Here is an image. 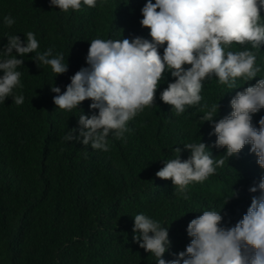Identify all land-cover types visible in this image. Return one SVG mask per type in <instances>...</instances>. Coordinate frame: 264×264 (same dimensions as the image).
<instances>
[{
  "label": "trees",
  "instance_id": "1",
  "mask_svg": "<svg viewBox=\"0 0 264 264\" xmlns=\"http://www.w3.org/2000/svg\"><path fill=\"white\" fill-rule=\"evenodd\" d=\"M146 2L96 0L94 8L63 12L51 7L49 0H0V62L5 59L7 36L17 35L25 42L31 31L39 42L37 52L51 48L53 56L63 55L67 65L66 73L56 76L50 66L34 59L36 52L21 58L13 50L12 55L24 59L17 69L23 88H14L0 102V264H156L151 253L133 242L134 216L140 213L168 227L170 248L162 258L169 261L190 243L186 229L192 219L216 210L223 217L221 226L233 227L246 214L252 197L259 195L249 188L259 184L264 169L250 145L203 183L190 184L187 200L170 180L156 178L164 160L176 157L174 148H181V160L189 157L186 143H204L213 158L226 152L212 147L216 137L210 135L212 126L202 119L199 106L186 107L177 116L160 101V92L174 82L170 73L159 85L154 106L128 122L130 131L123 138L110 132L107 152L84 146L79 137L80 113L96 114L89 109L90 100L71 111L54 105L56 94L50 87H59L63 94L70 78L87 67L93 39L151 41L150 30L140 25ZM260 15L264 23V10ZM5 16L15 22L7 26ZM164 47H159L161 55ZM245 49L256 54L261 68L256 78H238L235 88L219 84L215 76L203 82L201 104H218L214 121L230 114V100L237 91L264 78V44L258 49L233 44L229 50ZM20 94L24 102L18 106L13 97ZM261 117L264 109L253 115V126L258 127ZM72 129L74 139L64 141Z\"/></svg>",
  "mask_w": 264,
  "mask_h": 264
},
{
  "label": "clouds",
  "instance_id": "2",
  "mask_svg": "<svg viewBox=\"0 0 264 264\" xmlns=\"http://www.w3.org/2000/svg\"><path fill=\"white\" fill-rule=\"evenodd\" d=\"M50 6L63 12L79 11L82 6L96 7V0H49ZM264 0H147L141 9L140 25L150 30L151 41L133 39H100L89 44L86 64L71 78L63 94L60 88L51 86L55 93L53 103L60 110L71 111L85 100H90V110L96 114L78 118L81 143L92 149L109 150L110 132L121 139L130 129L127 124L146 107L154 106L156 92L165 73L169 82L159 99L177 116L186 107L199 106L204 112L202 119L209 122L216 137L212 147L226 149L223 156L213 158L202 142H190L183 148L190 152L181 160V148L173 159L164 160V166L155 173L156 178L170 180L178 194L188 199V186L203 183L225 165L228 158L238 154L245 145L257 157V164L264 169V117L253 126V115L264 109V78L254 85L237 91L230 100L229 115L214 121L218 104L210 107L201 104L204 80L215 76L218 83L228 88L236 87V80L251 81L261 72L256 65L254 51L229 50L233 44H251L258 49L264 44V23L261 11ZM4 22L11 26L15 21L5 16ZM8 44L0 62V102L10 96L14 88H23L21 58L36 52L35 60L48 65L58 75L67 71L63 55L53 56L49 48L37 52L39 42L33 32L26 33L22 42L17 35L7 36ZM166 45L163 55L159 47ZM185 65H188L185 69ZM16 105L24 102L22 94L13 97ZM214 122V123H213ZM72 129L64 141L73 140ZM253 196L242 219L233 227H222L223 217L219 211L205 210L187 225L191 238L185 250L166 261L162 257L170 248L168 227L143 213L134 216L133 242L156 258V264H264V177L259 184L249 188ZM151 233V235H149Z\"/></svg>",
  "mask_w": 264,
  "mask_h": 264
}]
</instances>
